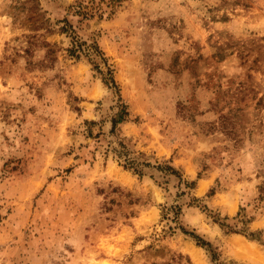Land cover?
Here are the masks:
<instances>
[{
  "label": "rangeland",
  "instance_id": "374dc122",
  "mask_svg": "<svg viewBox=\"0 0 264 264\" xmlns=\"http://www.w3.org/2000/svg\"><path fill=\"white\" fill-rule=\"evenodd\" d=\"M0 264H264V0H0Z\"/></svg>",
  "mask_w": 264,
  "mask_h": 264
},
{
  "label": "trees",
  "instance_id": "16d2710c",
  "mask_svg": "<svg viewBox=\"0 0 264 264\" xmlns=\"http://www.w3.org/2000/svg\"><path fill=\"white\" fill-rule=\"evenodd\" d=\"M80 7H83L82 5H80ZM88 14V13H87ZM86 15V14H85ZM112 79V78H111ZM112 82L115 84L114 80L112 79ZM128 111L126 108L125 104H122V109L120 110V112L118 113L117 117L113 119V127L115 128L117 126L118 123H121L122 121H124L127 116H128ZM202 240V239H199ZM203 245L207 244L206 242L202 241L201 242Z\"/></svg>",
  "mask_w": 264,
  "mask_h": 264
},
{
  "label": "crops",
  "instance_id": "0c3cea01",
  "mask_svg": "<svg viewBox=\"0 0 264 264\" xmlns=\"http://www.w3.org/2000/svg\"><path fill=\"white\" fill-rule=\"evenodd\" d=\"M243 242H238V244H242ZM179 246L183 247V248H188V249H191L197 253H200V250L199 248L194 245L192 242L190 241H186L185 239H182V241H178L177 243Z\"/></svg>",
  "mask_w": 264,
  "mask_h": 264
},
{
  "label": "bare ground",
  "instance_id": "6f19581e",
  "mask_svg": "<svg viewBox=\"0 0 264 264\" xmlns=\"http://www.w3.org/2000/svg\"><path fill=\"white\" fill-rule=\"evenodd\" d=\"M121 177H123V176H121ZM124 179V178H123ZM204 186V185H203ZM202 189H203V187H202ZM246 241H248V240H246ZM246 243H248L249 244V242H246ZM250 245H251V243H250ZM254 245V244H253ZM252 246V245H251ZM255 246V245H254ZM253 246V248L255 249L256 247H258V245L256 246V247H254ZM238 247H239V249H240V251H243V252H245V251H247L248 249H249V245H246L245 243H242V244H238ZM236 248H237V246H236ZM259 248V247H258ZM258 248H256V250L258 249ZM255 250V251H256ZM238 251V250H237ZM250 251V250H249ZM255 251H254V253H255ZM258 251H259V249H258ZM248 252V251H247ZM246 252V254H248ZM260 252V251H259ZM257 253V252H256ZM260 253H262V252H260ZM237 254V253H236ZM239 254V253H238ZM251 254V253H250ZM257 254H259V253H257ZM252 255H253V253H252ZM241 256H243V255H241ZM256 256V255H255ZM261 256V254L259 255V257ZM196 257V256H195ZM262 257V256H261ZM247 258V257H246ZM197 260H199V259H197Z\"/></svg>",
  "mask_w": 264,
  "mask_h": 264
}]
</instances>
